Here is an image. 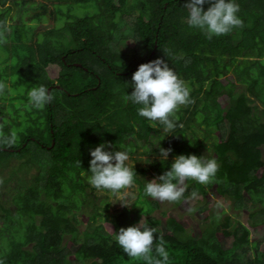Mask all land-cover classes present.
<instances>
[{"label":"trees","instance_id":"1","mask_svg":"<svg viewBox=\"0 0 264 264\" xmlns=\"http://www.w3.org/2000/svg\"><path fill=\"white\" fill-rule=\"evenodd\" d=\"M63 2L94 4L96 10L77 17L71 9L60 12ZM186 2L0 0V22L7 23L14 9L21 14L32 12L28 22L21 15L19 23L11 26L9 46L0 43V49L12 57L8 65V55L0 61V81L9 79L11 90L22 91L9 98L12 110L8 114L0 107L4 132L16 131L19 137L12 148L0 146V167L18 162L17 170L12 169L0 184V259L4 264H146L142 258L127 256L115 239L114 232L127 226L133 215L144 216L156 236L163 237L168 264H264V250L241 223L231 230V219L225 216L224 223H216L213 230L193 236L172 214L164 221L152 216L159 207L152 200L150 211L141 208L145 199L138 200L140 209L134 213L123 209L111 233H103L101 226L83 233L77 228L73 210L94 200L93 194L85 199L82 178L83 173L92 175L90 150L107 142L113 146L111 151L132 154L158 138L151 121L138 115L141 105L125 100L133 91L131 78L138 66L157 58L167 60L187 86H197L190 91L193 102L175 113L179 120L170 117L179 136L168 148L179 155H197L202 138L195 131L206 132V139L215 132L210 151L219 170L207 184L208 191L231 200L235 209L254 207L249 217L258 223H251L252 227L264 224V116L253 114L252 106L253 101L264 110V0H235L243 27L211 39L188 25ZM55 5L57 10L51 8ZM208 7L203 6L205 11ZM132 15V27L125 29L123 17ZM59 17L64 23L44 30L41 37L29 26L33 20L57 22ZM127 40L133 45L122 52L118 45ZM39 85L51 86L54 97L43 110L32 107L28 97L29 90ZM0 98L5 99L3 93ZM29 167L36 172L28 183L16 171ZM170 167L168 161L159 160L153 165L154 176ZM13 177L17 186L11 188ZM185 183L182 198L195 191L205 194L202 184L192 179ZM139 193L146 196L144 185ZM102 209L107 211L108 203ZM197 210L208 212L205 206ZM208 218L209 214L202 220Z\"/></svg>","mask_w":264,"mask_h":264},{"label":"clouds","instance_id":"2","mask_svg":"<svg viewBox=\"0 0 264 264\" xmlns=\"http://www.w3.org/2000/svg\"><path fill=\"white\" fill-rule=\"evenodd\" d=\"M205 4L209 5L206 11L203 8ZM183 7L189 11L188 25L203 31L209 39L226 35L233 28L243 27V21L237 15L240 6L235 0H187ZM10 31L9 24L0 22V43L5 42V35ZM131 79L133 91L130 95H125V100L141 105L137 109L138 115L150 121H159L166 126V130L177 126L170 117L179 120L175 115L178 108L193 102L186 83L163 58L140 64ZM6 88L7 85L0 81V94ZM28 97L30 105L38 110H43L54 98L45 85L32 87ZM4 127V124L0 123V146L12 148L19 139L18 134L16 131L6 134ZM112 147L110 143L105 142L90 150L88 170L92 175L89 183L96 189L119 192L130 188L137 174L134 165L130 167L126 164L129 159L128 151H111ZM171 152L170 147L159 148V156L164 160H167ZM76 163L81 167L80 160ZM218 170L219 164L215 158L205 159L203 156L191 154L177 155L173 158L169 170L146 182L145 194L161 202L180 201L187 189L186 180L192 179L207 185ZM0 184H3V178H0ZM188 211L192 212L194 209ZM114 233L116 242L127 256L142 258L146 264H168L169 252L165 247L166 242L162 236H156V229L149 227L146 219H141L136 225L127 228L121 227ZM157 240L158 243H155ZM153 251L155 255H152ZM0 264H4L2 259Z\"/></svg>","mask_w":264,"mask_h":264},{"label":"rangeland","instance_id":"3","mask_svg":"<svg viewBox=\"0 0 264 264\" xmlns=\"http://www.w3.org/2000/svg\"><path fill=\"white\" fill-rule=\"evenodd\" d=\"M50 6V3H47ZM8 5V2L6 3ZM31 7V5H30ZM51 8H54L57 10L60 9V12H67L68 9H71L70 12L74 14V16L77 17H84L88 14H92L93 11L96 10L94 7V4H87V5H78L75 3H61L60 6H52ZM34 7L31 8L33 10ZM19 9H14L12 12H10V19H8L7 24L10 26H14L19 23V17L21 15L25 16L24 21H27V17L31 14V11H24V14L19 13ZM28 15V16H27ZM133 17L135 16H124L123 19L126 23V28L132 27ZM64 23V20L62 17H59L57 22H54V20H51L49 18H44L41 22L37 21H30L29 26L35 27V33L41 37V32L44 30L52 29L55 26H61ZM10 33V32H8ZM6 33L5 35V43L9 46L10 38L9 34ZM8 34V36H7ZM133 43L130 40L124 41V43H120L118 45V48L122 52H126L129 50V47H132ZM1 46V45H0ZM3 50V49H2ZM0 49V61L5 59V56L8 55V60L6 64L11 63L12 57L10 56L11 53H6L4 50L2 51ZM10 54V55H9ZM9 69L7 70L8 73ZM49 76L51 78L54 77V71L52 68L49 69ZM4 83L7 85V88L3 92V97L5 99L1 100L0 98V107H3V110L8 114L10 110H12V106L9 104L8 100L11 96L15 95L18 92H22L21 88H18L17 91L11 90V83L9 79H6ZM190 91H193V89H196L197 86H187ZM241 88L238 87L236 89V93L234 96L236 97L238 93L240 92ZM252 100V99H251ZM223 102H221L222 104ZM253 108V114L258 116H264V110H262V106L260 104H254L252 101ZM177 112V111H176ZM6 116V114H4ZM174 120V119H173ZM1 122V119H0ZM175 122V120H174ZM151 126L158 130V138H154L153 140L147 141L145 148H137L134 151H132V154H129V159L126 161V164L128 166L134 165V171L137 174V176L134 177L133 185L130 188L122 189L119 192H113L108 189H96L89 183V178L91 174L83 173V183L85 184L84 192L86 194L85 199L89 198L87 195H94V200L91 201L89 204H85L82 207L73 210L74 217L77 220V228L80 232H92L93 229L96 226L102 227L103 233H111L114 229V222L116 217L122 212L123 209H126L130 211L131 213H134L137 209H140V204L138 203V200L141 201V208H144L145 211H150L151 203L150 200L156 201L158 203V208L152 212V216H155L157 218H160L161 220H165L168 215L172 214L176 217L179 223H181L184 228L189 232L191 235H199L201 231L204 229H214L215 224L217 223H224L225 216H228L231 219L230 222V229L232 230L236 226V222L241 223L242 225L246 226L250 231V239L252 241H256L259 243L260 250H264V224H259L255 227H252L251 223L254 222V224L258 223V219L253 220L249 217L250 211L254 209V207H251L250 209H244L239 210L235 209L233 207V204L231 200H227L224 198H218L216 196H213L210 191H208L207 185H203V189L205 190V194L203 195L199 191L190 192V194L187 197L182 198L180 201L176 202H169V201H159L156 199H153L149 196H142L140 195V187L141 185H146L147 181H150L154 179L156 176H154L155 171L153 169V165L156 164L159 160H164L162 157L159 156V148H168V145L175 142L178 139L179 134L175 132V129L172 130H166V126L159 121H151ZM196 130V129H195ZM194 130V131H195ZM200 132H199V131ZM197 131H195V135L197 137L202 138L200 141L199 146V152L197 153V157L203 156L205 159H211V157L214 158V154L210 151L211 150V144L214 143V140L216 137L215 132H211L210 138L206 139L203 137V135L206 132H203L200 128H198ZM202 131V132H201ZM188 133V130H187ZM133 141V138L130 139ZM144 142L142 141V144ZM116 151V150H114ZM179 155L177 152H171L167 158L166 161H168L171 165L173 162V158L175 156ZM264 158V153H263ZM17 160H12L10 165H7L6 168L0 167V178L6 179L9 176L10 171L17 170ZM139 169H144L146 172H137ZM36 169L34 167H29L25 171H16L18 178H26L28 180L27 182H30L31 177L35 174ZM164 173L165 171L162 170ZM195 181V180H194ZM197 182V181H195ZM198 184V183H197ZM201 185V184H200ZM201 185V186H202ZM9 186L11 188H14L17 186V181L13 177L11 181L9 182ZM108 203V209L107 211H104L102 207L104 206V203ZM205 206L207 211H202L201 214H199V211L197 208ZM253 206V205H250ZM249 206V207H250ZM96 208V209H95ZM188 209H194V211L189 212ZM95 213H101L102 215H96ZM209 214L210 218L205 222V220H202L205 216ZM94 217L92 219L91 217ZM131 219L129 222H127V226L123 228L129 227L130 224H137L141 219L143 220L144 216H130ZM215 217V218H213ZM214 220L213 223H210L211 220ZM135 224V225H136ZM217 228V227H216ZM120 229V228H119ZM216 235L221 236V232L217 230ZM118 232V230L116 231ZM82 237H80L81 240ZM227 244V242H226ZM250 252V257H251Z\"/></svg>","mask_w":264,"mask_h":264},{"label":"water","instance_id":"4","mask_svg":"<svg viewBox=\"0 0 264 264\" xmlns=\"http://www.w3.org/2000/svg\"><path fill=\"white\" fill-rule=\"evenodd\" d=\"M74 65H75V66H79L78 64H74ZM51 88H52L51 86L48 87L49 91L51 90ZM56 88H59V87L56 86Z\"/></svg>","mask_w":264,"mask_h":264}]
</instances>
